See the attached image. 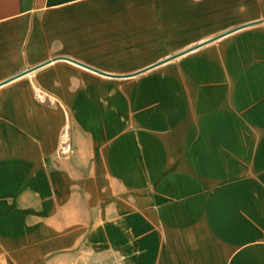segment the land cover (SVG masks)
<instances>
[{
  "label": "crops",
  "instance_id": "0c3cea01",
  "mask_svg": "<svg viewBox=\"0 0 264 264\" xmlns=\"http://www.w3.org/2000/svg\"><path fill=\"white\" fill-rule=\"evenodd\" d=\"M0 264H264V0H0Z\"/></svg>",
  "mask_w": 264,
  "mask_h": 264
},
{
  "label": "water",
  "instance_id": "95a60500",
  "mask_svg": "<svg viewBox=\"0 0 264 264\" xmlns=\"http://www.w3.org/2000/svg\"><path fill=\"white\" fill-rule=\"evenodd\" d=\"M255 22H257V21H255ZM240 26H243V25H240ZM236 28H237V27H236ZM234 29H235V28L230 29L229 31H232V30H234ZM229 31H226V32H224V33H221V34H219V35H216V36H214V37H211L210 39H208V41L213 40V39H215V38H217V37H219V36H221V35H223V34L229 32ZM196 46H198V45H195L194 47H196ZM194 47H190L189 49L194 48ZM189 49H185L184 51L178 52V53L172 55L171 57H174V56H176V55H178V54H180V53H182V52H185V51H187V50H189ZM76 62H79V61H76ZM160 62H162V61H160ZM79 63H81V64H83V65H85V66H88V67H90V68H92V69H94V70H96V71L101 72V73L110 74V73H106V72H104V71H102V70H100V69H97V68L91 67V66H89V65H87V64H85V63H82V62H79ZM155 64H157V63H155ZM155 64H154V65H155ZM152 66H153V65H152Z\"/></svg>",
  "mask_w": 264,
  "mask_h": 264
},
{
  "label": "rangeland",
  "instance_id": "374dc122",
  "mask_svg": "<svg viewBox=\"0 0 264 264\" xmlns=\"http://www.w3.org/2000/svg\"><path fill=\"white\" fill-rule=\"evenodd\" d=\"M65 130L67 131V134L64 135L65 140H66V142H65L64 144L66 145L67 143L69 144V142H70V140H69V138H70V134H69L68 128L65 129ZM68 146H69V147H67L66 149H64V150L66 151V154H70L71 151H72V147L70 146V144H69Z\"/></svg>",
  "mask_w": 264,
  "mask_h": 264
}]
</instances>
